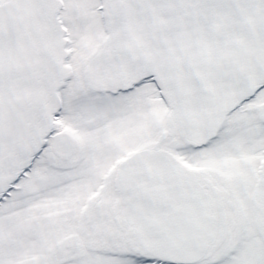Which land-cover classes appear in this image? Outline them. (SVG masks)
Segmentation results:
<instances>
[{
	"label": "snow or ice",
	"instance_id": "6c2138e0",
	"mask_svg": "<svg viewBox=\"0 0 264 264\" xmlns=\"http://www.w3.org/2000/svg\"><path fill=\"white\" fill-rule=\"evenodd\" d=\"M0 264H264V0H0Z\"/></svg>",
	"mask_w": 264,
	"mask_h": 264
}]
</instances>
